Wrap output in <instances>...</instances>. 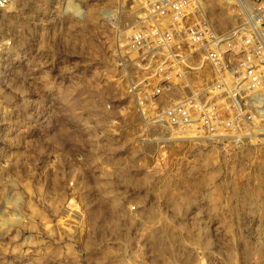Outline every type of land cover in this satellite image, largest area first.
I'll return each mask as SVG.
<instances>
[{
	"label": "rangeland",
	"instance_id": "374dc122",
	"mask_svg": "<svg viewBox=\"0 0 264 264\" xmlns=\"http://www.w3.org/2000/svg\"><path fill=\"white\" fill-rule=\"evenodd\" d=\"M0 33V264H264V0H16Z\"/></svg>",
	"mask_w": 264,
	"mask_h": 264
},
{
	"label": "built area",
	"instance_id": "2783aa9c",
	"mask_svg": "<svg viewBox=\"0 0 264 264\" xmlns=\"http://www.w3.org/2000/svg\"><path fill=\"white\" fill-rule=\"evenodd\" d=\"M16 0H0V16L15 4ZM15 49L14 40L8 35L0 33V64L3 62L5 57L13 54ZM7 106L5 99L0 95V126L3 123V119L6 115Z\"/></svg>",
	"mask_w": 264,
	"mask_h": 264
}]
</instances>
